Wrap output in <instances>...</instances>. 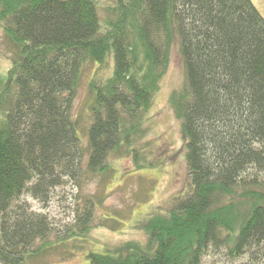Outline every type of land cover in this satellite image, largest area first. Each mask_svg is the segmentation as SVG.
Returning <instances> with one entry per match:
<instances>
[{"label": "trees", "instance_id": "1", "mask_svg": "<svg viewBox=\"0 0 264 264\" xmlns=\"http://www.w3.org/2000/svg\"><path fill=\"white\" fill-rule=\"evenodd\" d=\"M0 29V264L89 243L90 199L52 242L48 216L23 195L44 201L69 176L107 181L121 158L135 171L159 166L148 116L175 47L185 81L169 105L187 185L143 224L145 244L88 258L203 264L216 250L264 264V17L253 0H0ZM84 77L85 135L73 114Z\"/></svg>", "mask_w": 264, "mask_h": 264}, {"label": "rangeland", "instance_id": "2", "mask_svg": "<svg viewBox=\"0 0 264 264\" xmlns=\"http://www.w3.org/2000/svg\"><path fill=\"white\" fill-rule=\"evenodd\" d=\"M253 2L264 17V0ZM0 35L4 37L2 29ZM5 50L6 46L0 45V51ZM184 81L183 62L175 47L161 90L148 116L151 131L147 140L156 146V156L160 160L158 167L135 171L129 159L121 158L114 162L117 171L107 181L90 175H83L77 180L69 176L65 178L64 184L50 191L44 201L31 194L21 197V202L25 201L29 210L48 216L54 227L49 236L52 242L63 231L76 225L78 214L84 211L87 199H90L92 206L95 204L92 207V227L85 238L89 243L79 241L75 244V241H71L65 245L64 250L58 248L42 251L40 258L24 264H91L88 258L90 250L111 253L125 243H146L143 224H147L159 208L169 210V200L181 194L188 182L181 121L169 105L172 92L181 89ZM87 100L88 78L84 77L73 104V114L84 135L90 124ZM84 145L87 146L86 141ZM90 207L87 205L88 209ZM104 217H114L119 222L111 219L102 222ZM247 259L243 257L234 261L224 251L210 250L204 256L203 264H242Z\"/></svg>", "mask_w": 264, "mask_h": 264}]
</instances>
